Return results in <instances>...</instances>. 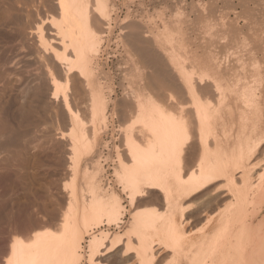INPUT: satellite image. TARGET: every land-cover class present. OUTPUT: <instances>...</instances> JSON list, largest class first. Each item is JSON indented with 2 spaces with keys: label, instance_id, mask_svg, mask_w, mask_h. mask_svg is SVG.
<instances>
[{
  "label": "bare ground",
  "instance_id": "bare-ground-1",
  "mask_svg": "<svg viewBox=\"0 0 264 264\" xmlns=\"http://www.w3.org/2000/svg\"><path fill=\"white\" fill-rule=\"evenodd\" d=\"M108 2L4 0L2 10L7 14L6 17L3 13L5 19L20 28L21 24L28 26L31 21H37L40 15L44 14V18L55 15L46 18L52 23L49 27H53L48 34L43 33L42 28L47 27H42L43 20L39 18L41 22H37L41 27L35 24L38 28L37 36L35 34L36 71L39 70L37 77H44L38 79L47 80L49 100L60 103L57 106L61 114L71 123L69 147L74 156H81L82 148L90 142V134L82 127L85 121L80 115L81 111L85 113V109H81L83 104L73 103L81 111L72 107L71 94L77 98L81 93L89 96L90 103L85 105L93 125V141L97 139L98 127L105 125L109 116L121 120L131 117V130L127 135L131 141L130 155L119 158L124 167L114 172L115 181L131 207L129 230L123 234L110 232V225L120 228L122 205L115 185L104 176L97 158L90 172L87 164L85 172L80 173L83 193L74 189L67 191L66 182L62 186L68 207L60 213L63 216H59L63 218H59L60 229L52 232L37 229L31 233L25 229L24 233L30 236L24 237V234V238L14 232L11 239H5L9 242L6 256L3 252V264H80L84 236L88 237L84 254L87 264H106L107 254L110 258L118 256L116 259L125 264H264V0H210L209 16L205 17L212 35L205 43L208 51L205 56L192 57L184 63L175 61L164 47L163 35L169 29L165 22L160 29L164 27L166 32L159 31L154 38L147 24L135 20L124 22L126 24L121 26L130 30L122 28V33L129 31L124 35L135 56L141 61L140 65L143 63L150 71L136 76L139 78L134 79V84L131 82L130 95L127 93L131 103L125 100L129 104L123 105V109L111 106L106 100L97 72L100 41L112 20ZM175 22H170L171 26ZM224 50L226 52L220 54ZM12 74L7 73L8 77ZM18 75H13L17 76V82L21 79ZM38 83L29 87L26 84L28 89L22 90L26 89L23 95L38 98L45 84L44 81L42 85ZM79 98L81 104L83 96ZM71 175L72 180H76L79 173ZM142 207L148 208L137 212ZM13 230L18 228L15 226Z\"/></svg>",
  "mask_w": 264,
  "mask_h": 264
},
{
  "label": "rangeland",
  "instance_id": "rangeland-1",
  "mask_svg": "<svg viewBox=\"0 0 264 264\" xmlns=\"http://www.w3.org/2000/svg\"><path fill=\"white\" fill-rule=\"evenodd\" d=\"M3 1L4 0H0V11H1L0 12V18H1V15H3L2 19L0 20L1 21V23H0V62H1L0 63V75L3 73L0 76V147L2 146L0 148V173H1L0 174V206H1L0 207V219H1L0 220V249H1L0 250V261H1L0 264L1 263L3 264V261H2L4 258L3 252H5L4 256H6L5 254L7 253L6 248L8 245L7 242H9V241L6 242L5 239L6 238H8L7 240L11 239V237L14 235V232H15V235L23 237V235L26 234L23 231L25 229H27L28 233H29V231H30V233H31V231L34 232L37 229H39V230L40 229H48L49 231H51V230L53 231V229H55V228L56 229L54 231H58V228L60 229V223L59 222H61V221L59 218H61V220L63 219L62 218L63 216L60 213H61V211L64 212L67 209L66 207H68V200H67V196H66L67 194H65L66 191L62 190L64 185H66V183H67L66 188H65L67 191H72L74 189L77 191L79 190V192L81 190V192L83 193L84 191L82 190L80 173L85 172L84 169L86 168L87 164H88L87 166L89 167L88 170L90 172L91 166L93 165V163L96 161L97 158L99 160V163H101V167H102L101 170H103L102 173L104 174V176H106L108 178V180L110 181L111 184L115 185L114 186L115 192L117 191L116 193L117 194L119 193L118 194V196H120L119 201L122 205V213L120 216L121 222H119V224H118L120 226V228L116 227V225H114V226L110 225V227H109L110 232L119 233V234H121V233L123 234V233L127 232L129 230V222L131 221V219H130L131 207L128 204V200L126 198L125 193L118 186L117 182L115 181L116 178L114 177V172H117L118 170H121L124 167L122 162L119 161V158H121V157L124 158V156L126 154L130 155L131 141L129 138H127V135L129 133V131L131 130V117H127L128 118L127 120L124 118H122V120H121L117 117H110L109 116L108 119L106 120L107 122L105 123V125L98 127L97 139H96V141H93V139L91 137L93 135V125L90 122V118L88 119V117H89V115L87 113L88 111L86 112V108L90 103L89 96L88 95L84 96L85 94L82 95V93L79 94V95L83 96L84 100H82L81 99L82 96H80V98H79L78 93L74 94L76 96L78 95V98L81 99V104H79L80 100L78 101L77 100L78 98L75 96L73 97V94H71L72 98L70 96L69 101H70V103L72 101V103H71L72 107H78V105L81 106L83 104L81 109H85L84 114L82 113L80 107H78L79 111H81V113L80 112L79 113H80L81 117H83L82 119L85 120L82 123V127H83V129L85 128L84 130L86 132H89V134H90V135L87 134L88 136H90V137H88V138H90L89 139L90 142L88 141L89 143L87 142L88 144L87 145L85 144L86 146L84 145V147L82 148L81 156L80 157L74 156L72 154L73 149H71L70 148L71 146L69 145L70 141H71V132H72L71 123L69 122L68 118L66 119V116L64 114H61L62 113L61 109L59 110V105L57 106V104L59 102H54V101L49 100L48 95L50 92L46 88V81L47 80L38 79V78H42L43 76L39 75L40 77H37L39 74V72H38L39 70L36 71V66L38 67V63L35 62L36 61V57H35L36 45L35 44H37V37H35V34L37 36V34H38L37 29L38 28L35 27V24L38 21H40L39 18L41 20H43L45 22V24L43 23L42 27L44 25H47V27L45 26L42 28V30L44 29L43 33L48 34L47 31L53 30L52 29L53 27L52 26H51V28L49 27L50 24L52 25V23L49 20H48L49 21L48 22L47 19L48 18L50 19L55 15L52 14V16L50 15V17H49L47 14L46 16H48V18L47 17L44 18V14L42 15L43 17L40 15L39 18L37 17L35 19L37 21H34V22L31 21L30 23H28V26L27 25L23 26L21 24V28H23V29H21L18 24L15 25V23L10 22L8 20V18L5 19V16L7 17V14L4 13V11H3L5 8V3L3 4ZM108 1H109L108 3L110 4V5L108 4V7H110V6L112 7V9H111V7L109 8L110 12H111L110 14L112 17L111 18L112 19L111 20V26H110L108 32L106 33V35L104 34L103 39L100 41L99 52H98V55L96 56V61H97L98 68H99V69H97V72H98V75L100 78L99 81H100V84H101V87L103 90V95L106 98V100H108L110 102L111 106H113L117 109H121L123 107V105L126 106V104H129V103H126L125 100H127V102H128V99H129V102L131 101L130 96H128V94L131 90L132 84H134V82H133L134 79L139 78L141 75L145 74L146 72L149 73V71H150V69H148V67H145V65H143V63L140 65L141 61L138 60L139 58L136 57L137 55L135 56L134 51H133V47L130 45L127 37L125 36L129 31L127 33L126 32L122 33L125 29H127V30L129 29V28L124 29L122 27L123 25L126 24L124 22H128L129 20H130L129 22H131L132 20H135V22L140 23V21H141V23L147 24L150 27V29L153 31L152 32L153 35L151 34V36H153V38H154L155 34L157 35V33L159 31L162 32V30H163L164 32H166V30H164V27L162 29H160L162 27L161 24H163L165 22V24L168 25L169 29H167L168 32H166V34H164L166 36L163 35L162 41L164 42V47L166 49H168V54H170L175 59V61H178L180 63H182V62L184 63L192 57H199V56L203 57L206 55V51H208V50H206V49H208L206 46L208 44L206 45L205 43H207L208 40L212 37V35H210L211 28H209V23L207 21L208 18H205V17L209 16L207 12H209L208 11V9H209L208 3H210V0H200V1L199 0H172V1H170V0H108ZM162 1H163V3H162ZM139 3L142 5V7ZM196 3H197V5H196ZM1 4H3L4 6ZM201 4H202V6H201ZM227 11H230V9ZM203 12H205V13L203 14ZM3 13L6 15L4 16ZM158 13H160L159 16H157ZM206 13H207V15H206ZM42 18H44V19H42ZM151 18H152V20H151ZM159 19H161V20H159ZM169 21L172 23H174L176 21L175 25H177V24L178 25L176 27H174L175 26L174 24H173V26H171L172 23H170ZM206 22L208 23V25H206L207 24ZM46 23H48V24H46ZM17 25L19 28L17 27ZM32 25H34V26H32ZM38 25H40L39 27H41V24H38ZM38 25H37V27H38ZM178 26H180V27H178ZM207 26L209 29L207 28ZM48 27L50 29H48ZM152 27L153 28L155 27L154 30ZM171 27H173V28H171ZM17 28H18V31H17ZM122 28L124 30H122ZM177 28H179V30ZM26 29H27V31H26ZM30 30L31 31L36 30L37 33L31 32ZM45 30H46V32H45ZM127 30H125V31H127ZM21 31H22V33H21ZM198 31H200V32H198ZM12 32L13 33L16 32L15 33L16 35L13 34ZM18 32L20 33V36H19ZM26 32L29 34L27 35ZM119 32H121V33H119ZM32 33H33V36H32ZM201 33L203 34V36ZM121 34H123V35L125 34L124 35L125 39H124V36ZM167 35H168V37H167ZM204 36H205V38H204ZM165 37H167L168 39H166ZM202 37H203V39H202ZM165 40H167V41H165ZM168 40H169V43H168ZM127 42H128V44H127ZM162 45H163V43H162ZM30 47H31V49H29ZM4 49H6V50H4ZM32 49L34 51H32ZM225 52H226L225 50L223 52L221 51L220 54H223ZM32 54L34 56H32ZM27 55H29V56H27ZM25 56H26V58H25ZM221 56H224V55H221ZM23 59L25 61H23ZM7 61H8V63L10 62L9 66H8ZM21 61H22V63H21ZM138 61H140V62L138 63ZM32 62H34V63H32ZM25 63H26V65H25ZM14 64H15V66H14ZM9 67H11V68H9ZM29 67H30V70H29ZM5 71H6V73H5ZM14 72L15 73L17 72V74H19L18 78H21V79H18L19 82H17V79H16L17 76H16V78L13 76V75H17V74H12ZM142 72H143V74H142ZM7 73H11L12 75H10V77H8ZM32 75H34V76H32ZM136 76H139V77H136ZM35 77L37 79H35ZM1 78H2V80H1ZM10 78H13V79L10 80ZM22 78H23V80H25L24 83L22 82L23 81ZM14 79H16V80H14ZM27 79L28 80L30 79L29 83L27 82L28 81ZM12 80H14V81H12ZM42 80L44 81L45 84L42 83L43 82ZM14 82H15V84H14ZM38 82H40L41 85L44 84L41 86L43 89L41 91H43V92L41 93V91H40L39 97L38 98L35 96L34 97L30 96L32 98L25 97V95H23V94H25L26 89H25V91H22V90H24V88H26L27 86L29 87V86L33 85L34 83H38ZM131 82H132V84H131ZM20 83H23V84H20ZM26 84H27V86H26ZM8 86H10L11 88L10 87L8 88ZM28 87H27V89H28ZM121 90H122V92H121ZM46 92L47 93L49 92L48 95ZM69 92H70V90H69ZM44 94H46V95H44ZM85 97H87V98H85ZM125 97H126V99H125ZM27 98L29 101H27ZM75 99L77 100V102H75L76 101ZM122 100L124 103L122 102ZM9 101H10V103H9ZM41 101H43V102H41ZM73 103H75V104L77 103L78 105L76 106ZM118 103L119 104L121 103L122 105L121 104L118 105ZM45 104H46V106H45ZM54 104H55V106H54ZM10 105H12V106H10ZM84 106H86V107H84ZM20 107H22L23 109ZM9 112L11 113V115ZM5 117H7V119H4ZM118 121H120L121 123ZM3 123H5V124H3ZM53 123H55V124H53ZM69 124H70V126H69ZM68 127H71V128H68ZM86 127L90 131L87 130ZM10 129H12V130H10ZM4 135H6V136H4ZM62 136H63V138H62ZM60 139H61V141H60ZM3 140H5V141H3ZM121 142H122V144H121ZM63 148H64V150H63ZM65 148H67V149H65ZM59 149H61V150H59ZM119 149H120V151H119ZM63 155L65 156V158ZM127 155L125 158H127ZM8 161H9V164H7ZM126 162H124V163H126ZM3 165H6V166H3ZM18 166H20V168ZM68 166H70V167H68ZM126 166H129V165H125V167ZM3 169L5 170V172ZM21 171L24 173H22ZM6 172L8 173V175ZM75 172H78L79 175H78L76 180H72L74 178L71 177L72 176L71 174L72 173L74 174ZM111 173L113 174V176ZM17 174L19 176L18 179H17ZM24 174H25V177H24ZM64 174H66L67 176ZM63 180H65V181H63ZM35 182H37V183H35ZM39 182L41 183V185ZM80 187H81V189H79ZM59 188H60V190H59ZM30 192H31V194H30ZM24 194H26V195H24ZM28 195H30V196H28ZM52 195H53V197H51ZM63 195H64V197H63ZM121 195H123V196L121 197ZM22 198H24V199H22ZM62 198H63V200H62ZM121 198H122V200H121ZM36 200H38V202ZM24 202H25V204H24ZM56 202H58V203H56ZM26 204H27V206H25ZM30 204H32L31 205L32 207L30 206ZM43 204H44V206H43ZM14 206H15V208H14ZM44 207H45V209H44ZM57 207H60L61 209L60 208L58 209ZM64 208H66V209H64ZM147 208L148 207L139 208V209H137V212H142V211L146 210ZM9 209H11V210H9ZM31 209H33L34 211ZM49 209H50V211H49ZM34 212H36L37 214ZM42 212H43V214H42ZM8 213H9V215H8ZM10 213H12V214H10ZM52 213H53V215H52ZM59 216H62V217H59ZM6 217H7V219H6ZM27 217H29L30 219ZM50 217H51V219H50ZM54 219H56V220H54ZM42 220H44V221H42ZM50 220H52V221H50ZM21 221H25V222L22 223ZM37 221H39V222L37 223ZM8 223L9 224L12 223V224L9 225ZM23 224H24V227H22ZM48 224H49V226H48ZM52 225L53 226L55 225L54 228ZM15 226L18 228V230H16V231L13 230V227H15ZM19 230L21 231V233L19 232ZM111 230H113V231H111ZM10 232L13 234H11ZM16 232H17V234H16ZM25 232H26V230H25ZM4 233H6V234H4ZM28 233L24 237L30 236V234H28ZM20 234H22V235H20ZM10 235H12V236H10ZM84 239L81 243L82 247H81L80 253H81V255L83 254L82 257L85 260L82 258L80 264H82V263L87 264L86 258L84 256L86 255L87 248L85 245H87L88 237L84 236ZM3 241H5V242H3ZM4 246H5V248H4ZM107 256H108L109 260H108V258H106V260H105L106 264H107V261H108V264H112V262L114 260H116V261H114V262H116L115 264H120V263L125 264L122 261L119 262L120 260L118 261V259H119L118 256H115V257L113 256L115 259H113V257H111L112 258L111 261H110V259H111L110 256L108 254H107ZM117 257H118V259H116ZM114 262H113V264H114Z\"/></svg>",
  "mask_w": 264,
  "mask_h": 264
}]
</instances>
